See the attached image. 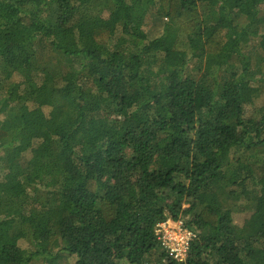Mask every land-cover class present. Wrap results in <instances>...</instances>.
I'll list each match as a JSON object with an SVG mask.
<instances>
[{
  "label": "trees",
  "instance_id": "trees-1",
  "mask_svg": "<svg viewBox=\"0 0 264 264\" xmlns=\"http://www.w3.org/2000/svg\"><path fill=\"white\" fill-rule=\"evenodd\" d=\"M0 264H264V0H0Z\"/></svg>",
  "mask_w": 264,
  "mask_h": 264
},
{
  "label": "built area",
  "instance_id": "built-area-1",
  "mask_svg": "<svg viewBox=\"0 0 264 264\" xmlns=\"http://www.w3.org/2000/svg\"><path fill=\"white\" fill-rule=\"evenodd\" d=\"M154 234L160 250L166 257L179 263L187 261L195 234L187 229L181 220L166 218L158 222L155 224Z\"/></svg>",
  "mask_w": 264,
  "mask_h": 264
},
{
  "label": "rangeland",
  "instance_id": "rangeland-1",
  "mask_svg": "<svg viewBox=\"0 0 264 264\" xmlns=\"http://www.w3.org/2000/svg\"><path fill=\"white\" fill-rule=\"evenodd\" d=\"M144 31L149 32L150 34H154L156 32V30L153 29L152 24L150 21L146 22L145 27L143 28ZM249 217V213L247 212H236L233 214V221L235 224L239 225V226H244L245 228L248 227V225L246 224L247 219ZM22 247L28 248L26 243H22ZM72 261V259H68L67 262L70 263Z\"/></svg>",
  "mask_w": 264,
  "mask_h": 264
}]
</instances>
